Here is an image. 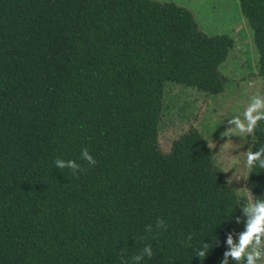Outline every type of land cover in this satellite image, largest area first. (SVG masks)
Wrapping results in <instances>:
<instances>
[{"label": "trees", "instance_id": "trees-1", "mask_svg": "<svg viewBox=\"0 0 264 264\" xmlns=\"http://www.w3.org/2000/svg\"><path fill=\"white\" fill-rule=\"evenodd\" d=\"M240 8L264 78V0ZM234 44L173 2L0 0V264H135L149 244L140 264H222L244 199L198 127L168 153L159 128L167 83L225 91ZM253 140L264 146V121ZM248 186L264 199V169Z\"/></svg>", "mask_w": 264, "mask_h": 264}, {"label": "rangeland", "instance_id": "rangeland-1", "mask_svg": "<svg viewBox=\"0 0 264 264\" xmlns=\"http://www.w3.org/2000/svg\"><path fill=\"white\" fill-rule=\"evenodd\" d=\"M189 7L200 29L209 34L228 33L235 44L220 72L228 79L225 91L204 96L193 86L167 83L163 96V114L159 141L168 153L174 139L198 127L209 140L218 168L222 169L237 193L248 192L250 170L245 166L246 154L252 151L253 137L222 136L228 120L242 113L253 95H264V78L259 74V53L253 31L240 8V0H156ZM244 177H247L246 179ZM244 202L247 203L246 198ZM247 224V223H246Z\"/></svg>", "mask_w": 264, "mask_h": 264}, {"label": "clouds", "instance_id": "clouds-1", "mask_svg": "<svg viewBox=\"0 0 264 264\" xmlns=\"http://www.w3.org/2000/svg\"><path fill=\"white\" fill-rule=\"evenodd\" d=\"M261 121H264V95H253L244 111L233 115L232 119L228 120L229 127L221 135L229 138L235 135L247 141L249 135L254 138ZM209 146L212 147L210 143ZM80 157L90 166H95L97 163L87 148L81 151ZM54 163L61 169H71L73 174L82 170L76 160L58 158ZM245 166L249 170L256 167L264 169V146L256 151L247 152ZM244 198L247 200V203L242 205L244 214L248 217L246 228L239 234L238 241L233 234L228 235L226 243L229 250L224 253L222 264H229V259L236 261L237 264H264V199L256 198L248 192L237 193L238 203ZM160 223L163 225V220ZM191 239L192 237L189 236L188 240L191 241ZM209 249V244L205 242L201 248L197 249L196 255L203 261ZM121 256H123V251H121ZM145 256L149 258L153 256L150 244L143 248L141 254L132 257V260L135 264H140ZM124 264H129V262L125 260Z\"/></svg>", "mask_w": 264, "mask_h": 264}]
</instances>
